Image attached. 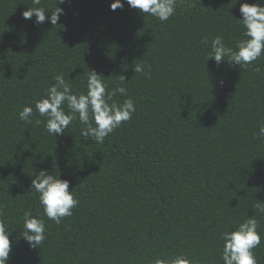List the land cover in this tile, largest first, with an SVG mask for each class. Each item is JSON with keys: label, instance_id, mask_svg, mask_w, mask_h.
Returning <instances> with one entry per match:
<instances>
[{"label": "trees", "instance_id": "trees-1", "mask_svg": "<svg viewBox=\"0 0 264 264\" xmlns=\"http://www.w3.org/2000/svg\"><path fill=\"white\" fill-rule=\"evenodd\" d=\"M113 2L0 0L7 264H155L178 255L223 264L222 234L250 216L261 236L253 254L264 264V212L257 207L264 204V53L247 67L207 60L215 37L234 50L245 38L235 20L240 4L264 0H177L164 22L126 3L110 10ZM29 7L63 14L56 25L37 24L35 16L22 17ZM138 64L143 71L135 73ZM89 70L103 76L106 91L126 88L113 99L131 98L132 118L103 143L81 136L78 115L63 135L49 134L36 101L61 74L73 93H85ZM26 105L31 123L18 117ZM40 170L68 180L78 201L59 224L43 214L30 186ZM25 212L45 224L36 249L21 237Z\"/></svg>", "mask_w": 264, "mask_h": 264}, {"label": "clouds", "instance_id": "clouds-1", "mask_svg": "<svg viewBox=\"0 0 264 264\" xmlns=\"http://www.w3.org/2000/svg\"><path fill=\"white\" fill-rule=\"evenodd\" d=\"M64 2L65 0H55V4ZM176 2L177 0H123V2L114 0L110 4V10L123 8L126 3L142 14L151 15L164 22L174 14ZM34 3L39 4L40 0H34ZM55 8V12L46 16L44 8L29 7L22 12V17L30 20L35 16L37 24H43L47 20L52 25H56L60 15L63 14V9ZM239 12L241 18L235 20L242 26L245 38L237 42L234 50L226 47L221 37H215L211 42V52L207 60L214 61L217 66L221 62H227L230 66L247 67L264 53V5L241 3ZM133 71L142 72L143 66L138 64ZM102 77L95 70H89L86 92L75 94L63 75H57L55 83L46 90L45 97L35 103L38 114L47 118L44 122L45 130L53 136H61L78 115L80 123L85 126L81 129V136L103 143L104 138L122 122L130 120L135 112L133 100L129 98L119 103L113 99L118 94L127 95L126 88L117 85L111 91H106L108 86ZM120 80L124 82L125 76L120 75ZM65 105L68 109L67 113L63 107ZM32 115V106L26 105L18 112L19 119L27 123L32 122ZM259 136L264 137V125L259 128ZM69 183L68 180L54 177L44 170H40L31 180L30 186L38 194L43 214L57 224L62 218L71 216L72 209L78 204L72 192L69 191ZM257 207L260 212H264V204L259 203ZM257 227V220L250 216L234 230H228L222 234L223 264H257L253 254V249L261 243ZM21 237L30 248H38V245L46 239L43 220L33 217L30 212H25ZM10 251L9 232L0 222V264H7ZM155 264H191V262L186 256L178 255L171 260L157 259Z\"/></svg>", "mask_w": 264, "mask_h": 264}]
</instances>
